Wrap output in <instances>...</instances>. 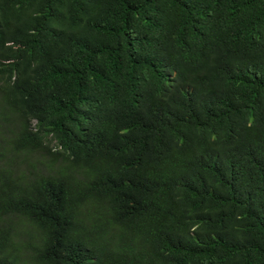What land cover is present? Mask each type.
<instances>
[{"label": "trees", "instance_id": "obj_1", "mask_svg": "<svg viewBox=\"0 0 264 264\" xmlns=\"http://www.w3.org/2000/svg\"><path fill=\"white\" fill-rule=\"evenodd\" d=\"M0 264H264V0H0Z\"/></svg>", "mask_w": 264, "mask_h": 264}]
</instances>
